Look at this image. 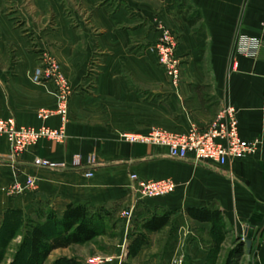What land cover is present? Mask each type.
Listing matches in <instances>:
<instances>
[{
  "label": "crops",
  "instance_id": "0c3cea01",
  "mask_svg": "<svg viewBox=\"0 0 264 264\" xmlns=\"http://www.w3.org/2000/svg\"><path fill=\"white\" fill-rule=\"evenodd\" d=\"M166 30L179 42L178 81L157 57ZM38 69L64 76L72 94L67 122L59 114L39 118L57 109L61 92L54 77L35 82ZM223 104L237 109L242 138L258 142L255 155L224 170L121 140L155 128L206 130ZM9 118L21 127L65 126L67 137L64 144L43 139L13 159L0 135V230L11 210L34 216L46 208L61 218L69 205L87 204L124 222L110 264H204L201 241L186 227L174 237L171 228L151 234L132 260L128 251L152 216L177 211L176 218L199 224L185 210L212 208L223 213L226 229L247 236L264 264V0H0V120ZM78 155L82 164L74 168ZM37 158L69 167L40 169ZM131 174L172 180L177 189L140 198Z\"/></svg>",
  "mask_w": 264,
  "mask_h": 264
},
{
  "label": "built area",
  "instance_id": "2783aa9c",
  "mask_svg": "<svg viewBox=\"0 0 264 264\" xmlns=\"http://www.w3.org/2000/svg\"><path fill=\"white\" fill-rule=\"evenodd\" d=\"M156 50L160 66L165 69L170 78L178 81L181 75V64L177 54L178 43L170 30L163 33ZM50 65L54 70L58 69L55 61ZM48 77L56 78L61 92L60 104L56 112L42 111L39 113V118L48 119L59 114L64 122H67L71 92L66 88V80L61 74L49 76L42 69H38L35 74V82L42 83ZM0 135L7 137L13 159H18L43 139L64 144L67 137L65 126L60 129L21 127L18 126L14 118L0 120ZM121 140L130 144L165 148L168 151V157L172 160L204 163L217 171L224 170L236 160L253 156L258 151V142H249L242 138L238 111L231 104L222 105L215 120L206 130L192 126L186 133H174L155 128L147 134H123ZM81 164V156H74L71 166L77 168ZM34 165L40 169L51 171L65 170L69 167L66 163H57L41 158L35 159ZM89 176L93 177V174L89 173ZM34 184L32 178L27 182L29 188H33ZM130 186L135 196L149 199L167 197L177 189V185L172 180L146 181L140 179L136 174L130 175ZM21 190V188L15 187L13 192L18 193ZM131 216L130 211L123 212V217L131 218ZM110 261L111 259L108 258H98L91 260L89 264H108Z\"/></svg>",
  "mask_w": 264,
  "mask_h": 264
},
{
  "label": "trees",
  "instance_id": "16d2710c",
  "mask_svg": "<svg viewBox=\"0 0 264 264\" xmlns=\"http://www.w3.org/2000/svg\"><path fill=\"white\" fill-rule=\"evenodd\" d=\"M38 213L39 218H45L47 224L37 223L26 227L23 245L29 251V264H46L50 255L55 251L81 246L104 236L106 234L105 219L110 215L103 208H92L87 204L69 205L61 218L52 210ZM22 214V211L11 210L5 215L3 227L0 230V264L7 256L13 239L20 234L22 223L15 217L22 216ZM176 214L177 211H168L161 216L154 215L145 221L142 225V232L133 236L128 259L132 260L137 257L140 250L149 243V237L153 233H160L171 228V236L174 237L184 227L185 221L183 216L176 218ZM185 216L189 220L210 227L212 245L206 253L207 258L204 264H219L223 243L228 234L223 213L219 209L189 208L185 210ZM65 264H73V260H68ZM224 264H231L230 259Z\"/></svg>",
  "mask_w": 264,
  "mask_h": 264
},
{
  "label": "rangeland",
  "instance_id": "374dc122",
  "mask_svg": "<svg viewBox=\"0 0 264 264\" xmlns=\"http://www.w3.org/2000/svg\"><path fill=\"white\" fill-rule=\"evenodd\" d=\"M175 39L179 44L178 38L176 36ZM177 54H178V50H177ZM180 64L182 69L181 59H180ZM60 98H61V94H60ZM58 108L59 105L57 109L54 111L45 110L43 112H56ZM69 108H70V102H69ZM68 115H69V111H68ZM43 120H47V119H43ZM45 210L47 209L46 208L38 209V211H36V215L34 216H31L23 212L22 216L15 217L17 220H19L22 223L20 234L18 237L13 239L12 244L10 245V249H8L7 256L2 260L1 264H29L28 261L29 251L23 245V243L25 242L24 236L26 235V227L28 225L30 226V224H37V223H39L40 225H46L47 221L45 220V218H39L38 216L39 211L40 213H43L45 212ZM123 226H124L123 220L119 217V215L116 212H114V214H111L110 217L105 219L106 234L104 236L99 237L93 242L81 246H73L67 250L55 251L50 255L46 264H55L56 262H59L60 264H65L68 260H73V264H89L91 260L98 258L111 259V261L108 263L110 264L112 260L115 259L113 255L118 256L117 254L119 252L118 251L114 252L112 248L116 247V245L119 244V241L121 239V230L123 229ZM184 227H186V229L191 234L194 233V236L192 237H194L195 239L196 238L200 239L202 252L206 254L211 249V245H212L210 227L199 225L196 223H190V225H188L186 221H184ZM227 232L228 234L226 237V241L223 243V249L219 258V264H224L228 259H230L231 264H262L259 249L257 247L255 248L248 247L249 239H247V236L237 235L235 230L229 228L227 229ZM165 235L166 234H164V236ZM157 240H158L157 242L160 243L161 240L163 239L162 237H160ZM126 257L127 254L123 253L122 255H119L118 259L125 260ZM190 264H197V263L193 259H191Z\"/></svg>",
  "mask_w": 264,
  "mask_h": 264
},
{
  "label": "water",
  "instance_id": "95a60500",
  "mask_svg": "<svg viewBox=\"0 0 264 264\" xmlns=\"http://www.w3.org/2000/svg\"><path fill=\"white\" fill-rule=\"evenodd\" d=\"M248 247L251 248V242L248 243Z\"/></svg>",
  "mask_w": 264,
  "mask_h": 264
}]
</instances>
